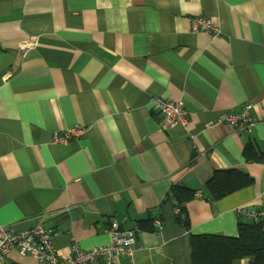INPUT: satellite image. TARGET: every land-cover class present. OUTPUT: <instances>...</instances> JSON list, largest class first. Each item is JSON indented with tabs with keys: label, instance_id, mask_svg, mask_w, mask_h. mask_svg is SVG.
Instances as JSON below:
<instances>
[{
	"label": "crops",
	"instance_id": "0c3cea01",
	"mask_svg": "<svg viewBox=\"0 0 264 264\" xmlns=\"http://www.w3.org/2000/svg\"><path fill=\"white\" fill-rule=\"evenodd\" d=\"M200 17L217 38L193 32ZM155 99L183 101L187 127L162 130ZM247 104L255 125L238 134L222 119ZM232 169L253 184L204 198ZM175 186L196 192L189 228ZM240 209L264 212V0H0V227L43 225L67 258L109 245L113 220L149 223L116 264H192L191 238L237 237L253 220ZM0 264L38 263L11 251Z\"/></svg>",
	"mask_w": 264,
	"mask_h": 264
},
{
	"label": "built area",
	"instance_id": "2783aa9c",
	"mask_svg": "<svg viewBox=\"0 0 264 264\" xmlns=\"http://www.w3.org/2000/svg\"><path fill=\"white\" fill-rule=\"evenodd\" d=\"M193 32L196 34L207 33L213 38L220 35L214 23L200 17L195 20ZM24 54L28 48H22ZM153 109L161 115L160 126L167 131L176 127H187V116L183 101H168L155 99ZM252 105H245L240 111H232L223 119L238 134L251 133L255 119L251 116ZM85 132L82 127L70 128L59 132L54 137V144L66 145L73 139L80 138ZM199 196V195H198ZM181 206L175 209L176 216L181 215ZM238 214L248 216L253 220H261L264 212L240 209ZM153 227L160 231L163 224L160 220L153 222ZM142 233L141 228L122 230L119 222L113 220L107 229L110 243L107 246L83 250L77 243L70 247V255L63 258L54 246V234L51 229L38 225L36 227L15 231L10 227H0V262H4L11 251H17L22 256L32 257L38 264H116L120 257H132L139 249L138 238Z\"/></svg>",
	"mask_w": 264,
	"mask_h": 264
},
{
	"label": "trees",
	"instance_id": "16d2710c",
	"mask_svg": "<svg viewBox=\"0 0 264 264\" xmlns=\"http://www.w3.org/2000/svg\"><path fill=\"white\" fill-rule=\"evenodd\" d=\"M254 153V154H253ZM248 160H258L249 145L246 147ZM253 179L239 170H218L205 184L203 196L209 201L216 202L240 190L250 187ZM195 191L175 186L172 197L181 206L178 223L189 228L185 204L194 199ZM149 223L140 224L141 229H148ZM242 259H251L254 264H264V224L263 220L238 225L237 237L224 236H193L191 238L192 264H233Z\"/></svg>",
	"mask_w": 264,
	"mask_h": 264
}]
</instances>
